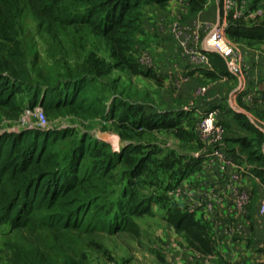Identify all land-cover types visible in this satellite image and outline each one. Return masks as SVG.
<instances>
[{
	"label": "trees",
	"instance_id": "1",
	"mask_svg": "<svg viewBox=\"0 0 264 264\" xmlns=\"http://www.w3.org/2000/svg\"><path fill=\"white\" fill-rule=\"evenodd\" d=\"M168 1L0 0V41L5 49L0 50V108L13 111L17 97L29 92V107L42 108L43 118L68 110L82 119L105 120L109 116L117 122L118 131L129 127L131 103L117 100L113 93L106 110L103 98H90L99 77L113 67L93 54L88 53L80 66L67 71L63 82L36 89L19 49L21 21L30 15L43 33L40 37L48 35L56 40L63 35L67 37L68 29L87 30L112 50L113 57L123 60L118 66L128 61L131 67L128 69L139 76L142 72L136 66L132 49L135 36L141 33L143 12L154 5L164 8ZM204 2L190 0L192 10L201 9ZM225 33L234 42L248 45L264 42V24L246 26L243 22L231 21ZM59 43L64 49V42L59 40ZM85 45L81 35L70 40L75 52L78 48L85 51ZM180 115L181 112L175 113V121L159 129H175ZM159 119L144 124L145 128L153 131ZM141 123L138 118L137 124ZM243 125L252 133L251 140L233 139L229 143L238 145L256 174L264 178L261 149L264 134L246 119ZM62 145L67 147L64 152L60 150ZM151 148L129 143L113 152L110 144L69 129H29L1 135L0 228L3 229L0 238H5L0 239L4 251L0 261L85 264L83 256L78 254L84 238L98 234H135L134 218L152 215L151 201L158 190L163 191L155 199L165 210L163 221L177 232H184L191 242L190 237H197L201 225L171 196L165 198L162 194L175 190L196 170L199 161L169 149ZM142 190L150 191L149 198L141 196ZM6 228L8 231H4Z\"/></svg>",
	"mask_w": 264,
	"mask_h": 264
},
{
	"label": "crops",
	"instance_id": "2",
	"mask_svg": "<svg viewBox=\"0 0 264 264\" xmlns=\"http://www.w3.org/2000/svg\"><path fill=\"white\" fill-rule=\"evenodd\" d=\"M231 21L264 24V0H205L196 11L190 0H169L164 8L146 7L141 33L134 38V60L147 82L144 90L150 91L142 103L150 106L151 113L181 112L182 123L167 131L181 129L192 135L191 123L196 125L212 112L220 127L212 141L196 147L195 140H183L179 150L174 147L176 153L199 161L173 190L172 199L201 227L188 242L184 232L161 224L163 264H264V222L258 211L264 178L239 146L229 143L251 140L245 119L264 134V42L248 45L231 40L238 61L206 52L210 64L202 70L189 64L172 35L174 24L188 28L219 24L225 33ZM209 32L199 31L200 50L205 51ZM239 192L250 198L244 214L236 209Z\"/></svg>",
	"mask_w": 264,
	"mask_h": 264
},
{
	"label": "rangeland",
	"instance_id": "3",
	"mask_svg": "<svg viewBox=\"0 0 264 264\" xmlns=\"http://www.w3.org/2000/svg\"><path fill=\"white\" fill-rule=\"evenodd\" d=\"M21 27L19 49L22 53L24 66L31 73L32 84L36 89H42V86L48 83L59 84V82H63L65 80L64 74L67 71L75 70L80 66L88 53L93 54L95 57H99L101 60L112 64L113 67L109 73L99 77L98 84L95 87V91L90 94V98H103L105 101L104 108L106 110L113 93H116L117 100L121 99L123 102L131 103V110L129 112L130 119L128 121L129 127L118 131L115 125L117 122L111 120L109 116L105 120L99 118L82 119L76 115H72L68 110H59L50 115H45L42 118L40 116V113L44 112L42 108L38 106L34 108L29 107L28 103L31 95L27 92L17 97L15 106L12 107L14 109L13 111L0 108V136L3 134H15L29 129L41 131H61L69 129L79 135L88 134L93 138H97L98 132H101L111 134L113 137L111 141H116V144L113 143L114 147L112 143L110 144L113 152H118L124 145L129 143L133 145L152 146V148L160 147L172 151H174V147L176 150H179L180 145L178 142L180 143L183 140H195L197 143L196 147L200 143H204L203 141L205 140L194 131L196 126L194 125V121L191 123L194 133L192 135H183L181 129H176L179 131H175V133L161 130L166 126L167 122L175 121V117L169 112H159L157 114L150 112V106L144 105L141 100L148 98L150 91L148 92V89L144 90L148 88L147 82L141 79V75L136 76L131 69H128L131 68L127 64L128 61H125L124 66L119 65L122 66L119 67L117 64H120V61L123 60L113 57L112 50L96 35L87 30L77 31L75 29H68L65 32L67 33V37L63 35L58 40L48 35L40 37L43 33H40L41 30H38L36 22L30 15H26L23 18ZM77 35H81L86 42L84 47L85 51L78 48L75 52L70 46L71 38ZM226 38L231 42L229 37L226 36ZM59 40L64 42V49H62ZM2 49L4 47L0 41V50ZM132 50L134 51V48ZM116 66L119 68H114ZM136 66L139 67L140 63L136 62ZM134 107H138L139 111H135ZM169 114L170 117H166ZM138 118L142 121L141 125L137 124ZM155 118H160L156 129L153 131L146 129L144 124L151 123V120ZM178 123L180 125L182 120ZM135 126H139V128H135ZM60 150L64 152L67 150V147L65 148L62 145V147L60 146ZM169 191L162 195L165 198L168 196L173 198V191ZM158 192L163 191L158 190L153 195L154 198L151 201L150 209L152 215L134 218L135 234L121 233L114 236L98 234L93 237H85L81 242V247L78 248V254L83 256L85 264H163L162 260L165 247L158 235L163 232L161 224L164 225L162 216L165 210L155 200L157 194H159ZM149 193L150 191L146 192L142 190L141 196L149 198ZM2 229L0 228V230ZM4 231H8V228L4 229ZM4 238L1 237L0 239L4 241ZM3 255V247L0 245V258ZM0 264L6 263L3 260L0 261Z\"/></svg>",
	"mask_w": 264,
	"mask_h": 264
},
{
	"label": "built area",
	"instance_id": "4",
	"mask_svg": "<svg viewBox=\"0 0 264 264\" xmlns=\"http://www.w3.org/2000/svg\"><path fill=\"white\" fill-rule=\"evenodd\" d=\"M202 29H210L205 42L206 52H215L227 60H232L233 62L238 61L232 43L226 38L224 30L219 24H216L214 27H211L209 24H203L202 28L198 25L188 28L174 24L172 27V35L182 53L187 56L191 66L205 70L210 64L208 56L198 50L199 31ZM214 113L212 112L209 115L203 116L196 123L195 131L203 140L212 141L220 133L219 125L214 121ZM40 116L43 118L41 114ZM262 153L264 154V145L262 147ZM249 203L250 198L246 193L239 192L237 194L236 209L238 212L242 214L247 212ZM186 206L189 208L190 202H187ZM258 211L264 222V193L259 202Z\"/></svg>",
	"mask_w": 264,
	"mask_h": 264
},
{
	"label": "water",
	"instance_id": "5",
	"mask_svg": "<svg viewBox=\"0 0 264 264\" xmlns=\"http://www.w3.org/2000/svg\"><path fill=\"white\" fill-rule=\"evenodd\" d=\"M97 139L99 141L104 142V143L111 144L112 135L111 134H108V133L105 134V133L98 132Z\"/></svg>",
	"mask_w": 264,
	"mask_h": 264
},
{
	"label": "bare ground",
	"instance_id": "6",
	"mask_svg": "<svg viewBox=\"0 0 264 264\" xmlns=\"http://www.w3.org/2000/svg\"><path fill=\"white\" fill-rule=\"evenodd\" d=\"M198 50H199V52H201V53H203L204 55H206L207 56V53H206V51H204V50H200L199 48H198ZM197 68V67H196ZM113 138V137H112ZM111 143H112V146H113V143L114 144H116V141L114 142V141H111ZM114 147V146H113Z\"/></svg>",
	"mask_w": 264,
	"mask_h": 264
}]
</instances>
